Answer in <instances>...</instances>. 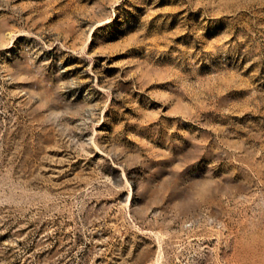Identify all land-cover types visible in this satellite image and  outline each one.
Here are the masks:
<instances>
[{
	"label": "rangeland",
	"instance_id": "374dc122",
	"mask_svg": "<svg viewBox=\"0 0 264 264\" xmlns=\"http://www.w3.org/2000/svg\"><path fill=\"white\" fill-rule=\"evenodd\" d=\"M0 264H264V0H0Z\"/></svg>",
	"mask_w": 264,
	"mask_h": 264
}]
</instances>
